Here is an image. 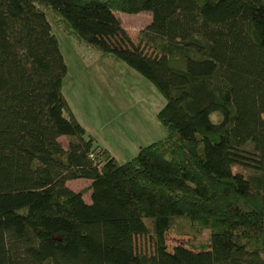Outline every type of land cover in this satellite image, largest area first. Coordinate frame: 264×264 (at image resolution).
<instances>
[{"label":"trees","instance_id":"trees-1","mask_svg":"<svg viewBox=\"0 0 264 264\" xmlns=\"http://www.w3.org/2000/svg\"><path fill=\"white\" fill-rule=\"evenodd\" d=\"M117 12L152 15L139 46ZM51 18L158 89L164 139L120 164L88 135ZM0 264H264V0H0Z\"/></svg>","mask_w":264,"mask_h":264},{"label":"rangeland","instance_id":"rangeland-1","mask_svg":"<svg viewBox=\"0 0 264 264\" xmlns=\"http://www.w3.org/2000/svg\"><path fill=\"white\" fill-rule=\"evenodd\" d=\"M115 16L134 44L139 46L138 37L151 25L152 15L148 12L135 15L117 12ZM50 22L68 68L63 94L88 135L94 137L96 143L108 150L120 164L136 157L141 148L164 139L167 130L159 121L158 114L166 100L158 89L118 57L101 54L93 47L79 43L73 36L63 33L52 18ZM60 142L67 148L66 137H62ZM242 150L255 152L252 143L246 144ZM233 171L244 176L253 174L252 170L239 166ZM88 182L70 181L67 186L83 192L84 199L91 201V182ZM152 237L148 234L136 238L138 253H155ZM209 237V232L204 231L196 244H207ZM192 240L180 232L166 235L170 252L177 246L187 247Z\"/></svg>","mask_w":264,"mask_h":264},{"label":"crops","instance_id":"crops-1","mask_svg":"<svg viewBox=\"0 0 264 264\" xmlns=\"http://www.w3.org/2000/svg\"><path fill=\"white\" fill-rule=\"evenodd\" d=\"M87 181H88V180H87ZM69 182H70V181H69ZM69 182H68V183H69ZM90 182H91V181H90ZM90 182H88V183H90ZM68 183H67V185H68ZM91 183H92V182H91ZM91 183H90V185H91ZM70 189H71V188H70ZM72 190H73V189H72ZM74 191H76V190H74ZM76 192H78V191H76ZM90 192H91V191H90ZM85 202L88 203V204L91 203V201H86V200H85Z\"/></svg>","mask_w":264,"mask_h":264}]
</instances>
